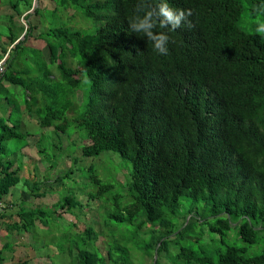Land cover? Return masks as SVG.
Listing matches in <instances>:
<instances>
[{
  "label": "trees",
  "instance_id": "16d2710c",
  "mask_svg": "<svg viewBox=\"0 0 264 264\" xmlns=\"http://www.w3.org/2000/svg\"><path fill=\"white\" fill-rule=\"evenodd\" d=\"M5 1L17 15L32 8V0ZM48 1L54 10L93 24L38 33L48 60L26 82L22 75L28 72L19 66L7 71L13 67L11 52L34 26L28 20L31 13L22 15L26 27H16L9 15L16 28L10 29L9 41L15 43L0 54L6 53L0 82L28 90L15 110L22 102L27 114L37 117L34 105L42 100L39 123L62 132L69 125L67 113L77 106L71 95L81 85L78 73L89 78L84 106L73 117L85 134L81 154L117 153L127 164L126 188L122 199L117 193L106 195L113 184L86 166L81 184H93V189L82 190L88 198L83 204L101 201V223L109 238L103 247L96 244L100 233L86 222L71 236L55 227L61 234L54 242L49 215L59 218L57 209L82 206V199L69 192L49 208H27L22 199L15 221L6 213L12 201L4 198L21 181V166L0 163V200L5 202L0 219L10 221L6 229L29 234L33 242L41 237L38 232H47L48 239L24 243L37 251L55 244L58 252L72 255L71 264H264V33L256 32L264 23V0H166L174 9H191L193 25L176 30L157 25L154 32L169 36L167 55L157 54L147 37L129 27L138 0ZM160 2L151 0L153 6ZM22 4L27 9H20ZM38 9L34 6L33 14ZM15 119L8 117L12 125L2 128L5 138H23L13 130L20 121ZM71 166L64 177L73 175V162ZM49 170L34 165L22 180L30 196L46 195L42 187ZM116 224L124 225L125 240L112 235ZM231 232L245 245L206 248L204 234L207 241L221 243ZM255 245L258 252L251 250ZM4 249L0 264L7 259ZM39 259L22 254L10 264H40Z\"/></svg>",
  "mask_w": 264,
  "mask_h": 264
},
{
  "label": "rangeland",
  "instance_id": "374dc122",
  "mask_svg": "<svg viewBox=\"0 0 264 264\" xmlns=\"http://www.w3.org/2000/svg\"><path fill=\"white\" fill-rule=\"evenodd\" d=\"M1 2L2 4L7 3L5 0H1ZM33 2H35L36 7H39L38 15L33 14L32 8L27 9V7L22 4L21 8L27 9V11L25 10V12L23 13V15L28 12L31 13L28 20L34 26H32L31 30L28 32L26 40H24L23 43H21L15 50L11 52L10 62H12L13 67H11L7 71V74L14 72L16 66H19L20 69L28 71V73L36 72V74L39 70L38 67H43V65L45 64V60H48L46 59V57H48L49 52L48 50L45 51V45L40 47L38 46L43 45V42L39 43L33 38L37 34V32L42 33L44 30H46L45 28L55 26L74 28L84 27L82 25L87 26L89 24H93L92 21L87 20L83 16L81 17L80 15L75 14V16L71 17L70 13L67 11L54 10L52 8L53 4L48 0H32V4ZM72 13L74 12L72 11L71 14ZM2 16L3 13H0V41L8 45L9 40L7 38L10 33V29L16 28H12L9 19L2 18ZM15 17L20 19L19 21L24 25V27L27 26L25 24V21L21 19L17 14L15 15ZM43 17L47 18L49 22H47ZM86 22H88L89 24ZM43 36L45 37V34H43ZM52 38L53 37H50L48 39L52 40ZM28 73L24 72L25 75H27ZM25 75H22L24 79H26ZM78 75L82 78L81 85L73 93V95H71L73 102L77 104V106L73 108V111H71L69 115L67 113L66 119L69 122L68 127H66V129L61 132L54 131L52 127L41 126V124L39 123V116L44 112V106H42V100L41 102L39 100V102H36L33 109V112L37 117L30 114V116L27 118V121L22 122L21 127L19 126V124H17V129L13 128V130L17 132L29 131V133L31 134L30 136L26 135L25 138L21 139L5 138L3 134L5 135L7 131H1L2 139L0 143V152L4 151V154H1V156H4L1 163L4 166L16 158L14 162L18 164L20 163V161L22 162L24 158L25 154L23 153L27 149L33 148L34 150L32 149L31 152L27 150L29 152L28 154H34L33 157L28 159L27 161L31 164L37 165L39 170L44 169V167L50 169L48 171V177H46L48 181H46L42 187L43 190L46 189V195L43 197L34 198L28 194L27 186H23L22 183L19 182L11 189V192L8 193L9 199H11V197L13 199L16 198L18 202L22 199L27 200V208H30L29 206L33 207V204H40L43 208H49L54 202L58 200V198L63 197L69 192H74L77 199H82V206H76L69 210H62L60 208L57 209V212L61 213V217L59 218H57L55 215H49L48 224L51 231H53L52 240L56 242V238L54 237L57 236V234H61V232H58L55 229V227L57 226H60V228H64L62 229L66 230L64 233L69 235L81 232L84 229L85 223L90 222L93 224L94 229L100 233L96 244L103 247V243L109 237L107 234V229L101 223L102 220L100 215L101 211L103 210V208L100 206L101 201H99L98 199H92L90 200V203L88 205L83 204L88 199L87 195L83 193V191L93 189V184H88L85 188L84 186L86 184H81L85 180V175L87 173L85 167L88 165H92V167H94L98 171V175L101 179L104 175V178L106 179L105 181H110L113 184V189L107 192L106 195L110 196L111 193H117L122 199L126 188V184H124L123 180L125 179L127 169L124 167H126L127 164L117 153L114 152H104L99 156H82L81 146L85 142V134L83 130H80L79 127L74 123L73 117L76 116L84 106L85 88L88 86V84L84 83L85 76L82 73L79 72ZM25 81L28 82L27 79ZM47 82L48 81H45V83ZM7 84L8 86H6ZM18 87L19 86H12L7 82V80H3L0 82V111L2 121L5 123H7L6 116H9L8 114L11 113L10 120H16L15 118L18 119L21 115L20 111H17L13 108L17 101H23L25 97V94L23 92H16V89ZM42 95L43 93L40 94V96ZM26 140H28L29 143L25 148H22V146H24L23 143ZM39 150L45 151V155L44 153L37 152ZM21 155L23 156L21 157ZM36 155L39 156V160ZM107 156H111L112 158H107ZM71 162H73L72 169L74 170V173L69 177H64L66 171L72 167ZM50 163L54 165L53 169L49 167ZM19 173L20 175L26 174L23 168ZM187 217H189V215ZM38 226L42 227L39 222ZM114 226L116 229L112 231V235L114 237H119L125 240V238H127V233L120 231V227H124V225L116 224ZM130 228H132V226H130ZM45 233L42 234L38 232L37 235H40L43 238L42 240H44L45 238H47V234ZM41 237L34 240L35 244H37L38 241L41 240ZM49 237H51V235H49ZM204 239L205 240L203 241L208 243H204L206 245V248L210 250H222L225 244H231L235 246L245 245V243L236 235L235 232H231L227 240H224L221 243L217 242L215 239L207 241L209 240V238L206 234H204ZM22 241L34 243L29 234H27ZM260 249L261 248L257 245L252 246L251 248L252 252H258ZM21 254H26V257H39L40 264H71L72 262V255L67 254L66 251L63 253L58 252L55 244H50V247L41 249L39 251L33 250L32 247L30 248L29 246L25 245L22 248V253H18L17 257L19 258ZM46 255H50V258H45ZM134 255L136 258L139 257V255H137L136 253ZM163 261L168 263L167 259L165 258L163 259Z\"/></svg>",
  "mask_w": 264,
  "mask_h": 264
},
{
  "label": "crops",
  "instance_id": "0c3cea01",
  "mask_svg": "<svg viewBox=\"0 0 264 264\" xmlns=\"http://www.w3.org/2000/svg\"><path fill=\"white\" fill-rule=\"evenodd\" d=\"M21 7H22V5H19V8L21 9ZM0 13H3V16H2V18H7L8 19V17H9V15H12V16H14L13 17V24L16 26V27H19V26H21V23H20V19H18V18H16L15 17V15H16V12L10 7V5L8 4H2V2H1V0H0ZM23 14H20V15H18L21 19H23L21 16H22ZM19 22V23H18ZM22 22V21H21ZM18 23V24H17ZM9 35H10V33H9ZM9 35H8V40H9ZM37 35H38V32H37V34L33 37L36 41H38L39 43H42L43 45H38L39 47L40 46H44L45 45V51H47V48H46V42L43 40V39H41V37H37ZM22 36L23 35H21L19 38H22ZM32 38V39H33ZM14 43L15 42H13V43H11L10 41L8 42V45H6L4 42H1L0 41V54H1V52H2V49L4 48V49H6V51H8L13 45H14ZM36 47V46H35ZM4 55H6V53L5 54H3V55H1L0 56V59L4 56ZM18 69H20V67H18ZM24 71H26V70H24ZM22 72H23V70H22ZM28 72V71H27ZM25 78L27 79V80H31V79H33L34 78V75L32 74V73H29V74H27V75H25ZM12 86H19L17 89H16V92L17 93H19V92H23L24 94H26L27 93V91L28 90H25L21 85H13V84H11ZM6 86H8V84L6 85ZM21 104H20V113H21V115H20V121L18 122L19 123V126L21 127V125H22V122H25V121H27V118L29 117V115L27 114V112H26V110H25V108H24V104H22V102H20ZM9 115V114H8ZM22 116V117H21ZM8 117H10V116H6V121H7V123H5V122H3L2 121V117H1V111H0V143H1V131L3 130L2 128H4L5 126H6V124L8 125V126H11L12 125V123L9 121V120H7L8 119ZM26 117V118H25ZM16 125H17V123H16ZM16 127V126H15ZM5 129V128H4ZM22 132V134L24 135L23 136V138H25L26 137V135H31L30 133H29V131H21ZM16 139H21V138H16ZM28 140H26L24 143H23V145L24 146H22V148L24 147H26L27 145H28ZM33 149V148H32ZM32 149H27V150H29L30 152L32 151ZM0 150H1V145H0ZM25 151L23 154H25L24 155V158H23V160H22V162L20 161V163H18V164H16L15 163V165H14V167L13 168H15L17 165H20L21 167H20V170L18 171V176L21 178V180H23L26 176H28L31 172H33V166H34V164H31V163H29L27 160L28 159H30V158H32L33 157V155L34 154H28L29 152L28 151ZM34 150V149H33ZM1 154H4V151L3 152H0V163H1V161H2V158L4 157V156H1ZM23 155H21V157H22ZM37 156V155H36ZM38 157V160H39V156H37ZM14 160H16V158L14 159ZM14 160H12V161H14ZM18 160V159H17ZM27 165V166H26ZM1 167V166H0ZM22 168L24 169V172H26V174H24V175H20V171L22 170ZM23 178V179H22ZM19 183V182H18ZM17 183V184H18ZM20 183H22V185L24 186V183H23V181H20ZM22 189V188H21ZM5 201L7 202V201H12L11 203H9V205H7V203H6V205H7V211H6V213H7V215H10V216H12V214H13V220H15V221H17V215H16V210H17V207H18V201H17V199L16 198H12L11 197V199H9V196L8 195H6L5 196ZM21 200V199H20ZM8 223H10V221L8 220V219H0V249H4V254H5V256H6V260H5V264H10V263H13L15 260H17V254L18 253H22V248H23V246L24 245H26L25 243H24V241H22V240H24V238H25V236L27 235V234H24V233H17V231H15V230H7L6 229V225L8 224ZM9 244V247H8V249L6 248L7 247V245ZM30 247V246H29ZM31 248V247H30ZM22 255V254H21ZM20 257V256H19ZM29 257H32V256H29Z\"/></svg>",
  "mask_w": 264,
  "mask_h": 264
},
{
  "label": "clouds",
  "instance_id": "9594fccd",
  "mask_svg": "<svg viewBox=\"0 0 264 264\" xmlns=\"http://www.w3.org/2000/svg\"><path fill=\"white\" fill-rule=\"evenodd\" d=\"M135 15L131 20L129 27L134 33H142L153 44L157 54L167 55L169 36L165 32L156 33L153 30L159 25L160 28L179 29L182 25L191 28L192 22L189 17L192 15L191 9H174L169 6L166 0L155 6L151 0H138L135 9ZM256 28L257 33H264V23H260ZM85 84H91L87 77Z\"/></svg>",
  "mask_w": 264,
  "mask_h": 264
},
{
  "label": "built area",
  "instance_id": "2783aa9c",
  "mask_svg": "<svg viewBox=\"0 0 264 264\" xmlns=\"http://www.w3.org/2000/svg\"><path fill=\"white\" fill-rule=\"evenodd\" d=\"M4 60L5 57L0 60V76L4 72ZM5 207V202L3 200H0V209H3Z\"/></svg>",
  "mask_w": 264,
  "mask_h": 264
},
{
  "label": "water",
  "instance_id": "95a60500",
  "mask_svg": "<svg viewBox=\"0 0 264 264\" xmlns=\"http://www.w3.org/2000/svg\"><path fill=\"white\" fill-rule=\"evenodd\" d=\"M35 6V2H33V4H32V8ZM155 257H156V253H155V255H154Z\"/></svg>",
  "mask_w": 264,
  "mask_h": 264
}]
</instances>
